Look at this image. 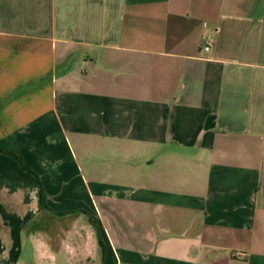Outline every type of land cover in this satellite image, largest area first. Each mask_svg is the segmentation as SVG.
<instances>
[{
    "label": "crops",
    "instance_id": "obj_1",
    "mask_svg": "<svg viewBox=\"0 0 264 264\" xmlns=\"http://www.w3.org/2000/svg\"><path fill=\"white\" fill-rule=\"evenodd\" d=\"M0 264H264V0H0Z\"/></svg>",
    "mask_w": 264,
    "mask_h": 264
},
{
    "label": "trees",
    "instance_id": "obj_2",
    "mask_svg": "<svg viewBox=\"0 0 264 264\" xmlns=\"http://www.w3.org/2000/svg\"><path fill=\"white\" fill-rule=\"evenodd\" d=\"M4 154L12 157L14 159V161L22 168V170L28 172V173H31V171L29 170V168L22 162V160L17 157L16 155H13V154H10V153H6V152H3ZM40 207H41V210H46L48 209L46 203H45V196L43 194V191H42V187L40 186ZM62 215V214H60ZM90 222L94 228V231H95V234H96V238H97V241H98V245L100 248H102V238H101V235H100V232H99V228H98V225H97V222L95 220H92L90 218Z\"/></svg>",
    "mask_w": 264,
    "mask_h": 264
}]
</instances>
